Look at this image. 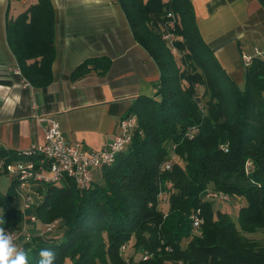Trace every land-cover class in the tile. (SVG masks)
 <instances>
[{"label":"trees","instance_id":"1","mask_svg":"<svg viewBox=\"0 0 264 264\" xmlns=\"http://www.w3.org/2000/svg\"><path fill=\"white\" fill-rule=\"evenodd\" d=\"M119 2L160 69L156 96L136 101L130 144L88 187L69 178L37 187L41 198L30 209L37 222L27 223L30 237L21 235L17 247L28 264L46 248L55 264H131L145 251L152 257L142 264H264V60L245 66L240 86L204 40L191 0ZM167 28L176 36L175 53L164 39ZM7 38L25 79L49 87L57 57L52 1L37 0L8 20ZM92 68L105 73L107 59L85 60L72 79ZM24 152L1 147L0 173L10 162L32 159ZM15 182L0 193V226L21 231L26 219ZM209 188L247 201L238 222L205 197ZM198 210L203 222L195 229Z\"/></svg>","mask_w":264,"mask_h":264},{"label":"crops","instance_id":"2","mask_svg":"<svg viewBox=\"0 0 264 264\" xmlns=\"http://www.w3.org/2000/svg\"><path fill=\"white\" fill-rule=\"evenodd\" d=\"M36 1L0 0V148L24 152L43 143L45 125L38 116H51L68 139L101 149L120 132L121 119L139 97L156 96L158 64L135 39L119 0H51L56 15L54 81L46 89L35 88L16 72L7 22ZM191 1L204 40L242 86L243 56L264 60V1ZM87 59H107L106 72L92 68L73 80L74 70Z\"/></svg>","mask_w":264,"mask_h":264},{"label":"built area","instance_id":"3","mask_svg":"<svg viewBox=\"0 0 264 264\" xmlns=\"http://www.w3.org/2000/svg\"><path fill=\"white\" fill-rule=\"evenodd\" d=\"M169 17L175 18L173 13H169ZM170 24H173L172 20ZM164 39L175 53L177 51L175 46L176 36L169 28L166 29ZM243 58L246 65H250L253 59L248 55H244ZM16 72L22 74L19 67L16 68ZM33 107L38 108L36 101H34ZM38 118L45 125L44 142L34 145L24 152L25 156L32 157V159L10 162L5 166L6 171L12 174L16 181L14 188L21 201L23 212L30 210L41 198L37 190L40 185L61 184L69 178L80 187H88L93 182L95 173L102 166L114 163L118 155L128 147L138 124V117L133 113H128L121 119L120 132L107 146L101 149H88L83 142L68 139L64 135L58 119L51 116H38ZM171 165V162H168L165 164V168L170 169ZM252 166L253 162L248 161L247 169H251ZM159 196H162V193ZM205 197L216 201H229L231 199L229 194L212 188L205 191ZM25 219L21 231L4 227L6 232L13 234L14 243L21 235H26L29 239L30 232L27 223L37 222V216L33 214L25 217ZM192 221L195 229L201 227L203 220L200 216V210L192 215ZM58 222L59 219L46 224L45 229L47 231L53 230ZM165 250L171 251L172 248L166 246ZM121 251L127 253L129 246L127 244L122 245ZM151 257L152 252L145 251L138 258L135 257L129 262L131 264H142L141 260L145 261Z\"/></svg>","mask_w":264,"mask_h":264},{"label":"clouds","instance_id":"4","mask_svg":"<svg viewBox=\"0 0 264 264\" xmlns=\"http://www.w3.org/2000/svg\"><path fill=\"white\" fill-rule=\"evenodd\" d=\"M56 254L51 249H41L37 264H55ZM0 264H28L26 253L14 243V236L0 227Z\"/></svg>","mask_w":264,"mask_h":264},{"label":"rangeland","instance_id":"5","mask_svg":"<svg viewBox=\"0 0 264 264\" xmlns=\"http://www.w3.org/2000/svg\"><path fill=\"white\" fill-rule=\"evenodd\" d=\"M202 91H204V89L200 88V93ZM182 164H184V162H182ZM97 174H98V172H97ZM98 179L100 180V177ZM12 181H13V175L10 173L6 174L5 169L3 167L1 169V173H0V193L2 195H6L8 193V190L10 189ZM245 205H247V201L245 199L240 200V199H232L231 198L229 201L217 200L215 202V208L216 209H225L226 208L227 210H230V212H231V214H232V216L236 222H238L241 207H243ZM0 214H1V211H0ZM30 214H31L30 210H27L26 212H24V217H28Z\"/></svg>","mask_w":264,"mask_h":264}]
</instances>
